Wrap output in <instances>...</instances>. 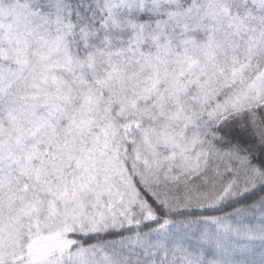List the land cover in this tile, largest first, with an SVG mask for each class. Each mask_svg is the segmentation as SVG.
Segmentation results:
<instances>
[{
	"label": "snow or ice",
	"instance_id": "6c2138e0",
	"mask_svg": "<svg viewBox=\"0 0 264 264\" xmlns=\"http://www.w3.org/2000/svg\"><path fill=\"white\" fill-rule=\"evenodd\" d=\"M0 264H264V0H0Z\"/></svg>",
	"mask_w": 264,
	"mask_h": 264
}]
</instances>
